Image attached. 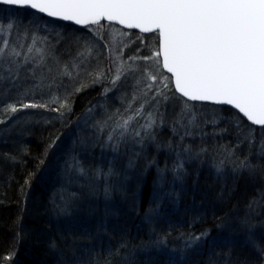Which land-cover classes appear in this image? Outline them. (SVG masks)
Segmentation results:
<instances>
[{
    "label": "snow or ice",
    "instance_id": "obj_1",
    "mask_svg": "<svg viewBox=\"0 0 264 264\" xmlns=\"http://www.w3.org/2000/svg\"><path fill=\"white\" fill-rule=\"evenodd\" d=\"M0 6H8L5 11L17 10L20 19V25L0 23V125L19 120L21 114L32 115L28 110L33 109L57 113L63 121L73 110L70 100L75 94L102 85L105 98L121 93L117 97L120 106L111 111L105 106L103 117L91 123V130L114 160L132 149L126 169L135 168L145 148L154 144L158 150L177 154L171 171L174 180H180L184 174L180 157L193 155L185 140L215 135L207 133L205 126L223 121L235 132L236 143L218 146L223 159L215 165L217 176L247 177L264 185V0H0ZM27 15L33 16L32 23L21 28ZM44 17L70 22L91 35H68L67 30L55 29L41 35L39 21ZM145 34H151L150 41ZM64 41L69 42L66 60L57 55V46ZM23 83L27 86L22 88ZM202 104L219 107L212 108L208 118L207 110L199 107ZM98 107L85 111L86 126ZM163 128L172 133L166 145L157 140ZM59 139L47 145L45 157ZM244 145L246 153H242ZM207 151L201 146L195 155L199 158ZM44 163L41 159L38 169ZM153 165L159 182L155 203L172 193L164 191L167 164L159 168L153 159L145 170ZM66 166L82 177L88 175L75 157ZM121 175L112 162L107 171L94 170L97 186L101 181L104 184L106 200L115 187L113 180ZM25 185H30V179ZM70 199L75 201L76 194ZM258 206H264V186L255 190L248 203L250 211ZM58 207L66 210L68 202ZM155 211L146 214L148 221L155 218ZM242 223L248 224L247 217ZM208 236V230L190 233L179 249H168L167 238L162 237L155 251L164 257L163 264H187L189 253L206 244ZM125 247L121 244L110 250L105 264H113L112 257ZM15 255L9 253L4 260L12 264ZM258 255L264 262V247L258 248Z\"/></svg>",
    "mask_w": 264,
    "mask_h": 264
},
{
    "label": "trees",
    "instance_id": "obj_2",
    "mask_svg": "<svg viewBox=\"0 0 264 264\" xmlns=\"http://www.w3.org/2000/svg\"><path fill=\"white\" fill-rule=\"evenodd\" d=\"M7 7L0 6V10L10 14V18H18L17 10L5 11ZM19 11L27 13L28 10ZM24 20L29 25L33 16L27 15ZM45 20L55 23V30L61 33L67 30L68 35L88 34L87 29L46 17L39 23L44 24ZM151 38V34H145V39ZM68 48L69 42H62L57 46V55L68 59ZM26 86L27 83L22 84V88ZM102 91V85H95L75 94L70 100L73 110L63 121L57 118V113L33 109L28 110L32 115L21 114L19 120L0 125V264H7L4 256L12 252L16 253L12 264H94L95 261L101 264L109 251L121 244L127 247L112 257L113 264H163L164 257L155 251L160 238H167L168 249H179L188 234L203 230L209 232L207 243H201L189 253L187 264H264L258 255V248L264 247V206L251 211L248 208L255 190L264 185L247 177H218L215 170V165L223 159L218 146L236 143L230 126L223 121L215 127L206 125L204 130L215 135L203 140L200 136L185 140V144L192 146L193 155L180 157L185 171L180 180H174L171 171L177 154L167 149L155 157L151 149L145 148L137 166L126 169L128 153L122 152L114 160L109 149L101 148L103 141L93 134L91 123L87 129L77 130L74 125L89 104L102 96ZM13 98L10 95L8 100ZM104 104L109 111L115 109L108 102ZM199 107L207 110L211 118V109L219 106L202 104ZM103 115L104 110L99 119ZM171 116L170 107L169 120ZM226 128L228 131H220ZM74 129L91 151V156L81 162L88 173L83 177L64 165L63 150L73 142L70 133ZM57 136L60 137L57 147L45 157L47 145ZM85 138H88L86 142ZM170 138L167 128L159 131V143L166 145ZM201 146L208 151L197 158L195 153ZM247 150L246 145L242 146V153ZM41 159L45 163L38 169ZM153 159L159 168L167 164L169 186L164 189L176 192L169 201L159 200L158 207L153 202L151 183L157 166L145 170L147 162ZM110 162L122 175L113 180L115 187L106 200L104 184L101 181L97 186L93 172L97 168L107 171ZM253 162L259 163L255 158ZM26 179H30V185H25ZM171 179L174 184H169ZM90 188L94 199L87 192ZM72 194L80 198L66 201ZM62 202H68L66 210L58 207ZM153 209L155 218L148 221L146 214ZM246 217L247 225L242 223ZM249 226H252L250 232Z\"/></svg>",
    "mask_w": 264,
    "mask_h": 264
},
{
    "label": "rangeland",
    "instance_id": "obj_3",
    "mask_svg": "<svg viewBox=\"0 0 264 264\" xmlns=\"http://www.w3.org/2000/svg\"><path fill=\"white\" fill-rule=\"evenodd\" d=\"M11 17V15L10 14H7V13H4L3 11H1L0 10V23H4V24H6L7 22H9V21H12V22H14V23H16L17 25H20V19L19 18H10ZM31 19V18H30ZM42 22H44V24L43 23H41L40 22V25H41V35H43V34H45V32H48V31H50V30H52V29H55V23H54V25H52V24H50L49 22H47L46 20L45 21H42ZM29 23V22H28ZM32 22H30V24H31ZM52 23V22H51ZM29 24V25H30ZM25 26H28L27 25V23H25V20H24V22H23V25H21V28H23V27H25ZM116 27V26H115ZM56 31V30H55ZM56 32H58V31H56ZM91 34L88 32V34H85L84 36H90ZM52 39H53V42H54V37H52ZM147 40V39H146ZM148 41V40H147ZM74 48L75 47H73V50H74ZM75 51H76V48H75ZM75 51H74V53H75ZM132 51H135V48H133V49H131V51L129 52V54H131V52ZM73 53V52H72ZM73 53V54H74ZM144 54H147V52H145ZM122 91H130V88L129 89H122ZM121 95V93L120 92H115V93H112V94H109V96H108V98H105L104 96H98V98L99 99H95L94 101H92L90 104H89V107H92V106H101V107H98L97 109H96V111L93 113V119L95 118V119H99V117H100V115H102V112H103V110H104V106H105V104H104V102H108L109 104H110V106H112L113 108H116V107H119L120 106V100L117 98V97H119ZM104 101V102H103ZM88 107V108H89ZM87 108V109H88ZM86 111V110H85ZM85 111L82 113V115L79 117V118H77L76 119V122H74V125L77 127V130L79 129V128H83V129H87V127H89V123H93V122H91L92 120H90L89 121V123H88V125L86 126L85 125V122H84V113H85ZM168 129V128H167ZM0 130H1V128H0ZM168 132H169V135H170V137L172 136V133H171V131H170V129H168ZM70 136H71V138L73 139V142L71 143V145L70 146H68L67 147V149L65 148L64 150H63V154H64V158H65V163H64V165L66 166L68 163H71V161H72V158L73 157H75L76 159H78L79 161H80V163L81 162H83L84 160V158L86 157V156H88V157H90L91 156V151H90V149L88 148H86V146L85 145H83L84 144V142H83V139H82V135L81 134H79L78 132L76 133L75 132V129L74 130H72V132L70 133ZM158 138V137H157ZM157 140H159V139H157ZM158 143H159V141H158ZM195 143V142H194ZM161 144V143H160ZM146 149H151L150 151H152V154H154L155 155V157H156V154H158V153H161V152H163V150L164 151H166V148H161V149H157V147H156V145H154V144H150V145H148L147 147H146ZM131 148L128 150V154L131 152ZM172 154V153H171ZM174 154H175V152H174ZM146 159H148V158H146ZM181 159V158H180ZM156 160V159H155ZM182 160V159H181ZM82 164V163H81ZM126 165H127V163L126 164H124V166L126 167ZM67 167V166H66ZM154 167H156V166H154ZM149 169H150V167H148ZM185 172V171H184ZM78 174V173H77ZM157 174H158V169H157V167L155 168V170H153V178L151 179V183H152V185H153V187H152V189H153V196H154V194H155V191H156V189L159 187V182H158V179H157ZM171 181H172V183L171 182H169V184H174L175 182L173 181V179H171ZM169 185L168 184H166L165 186H164V188H167ZM164 191L165 192H169V193H172V195L173 194H175L176 192L175 191H171V189H168V191H166V189H164ZM87 192H88V194L90 195L89 197L90 198H93L94 199V197H93V195H94V192L92 191V189L90 188V190L89 189H87ZM172 195H170V196H168V197H166L167 198V201H169V198L172 196ZM71 197V196H70ZM76 197H77V199L76 200H78L79 198H80V196L79 195H76ZM166 198H163V199H166ZM159 200H161V199H159V198H157V200H156V202H155V207H157V205H158V201ZM66 201H71V199L70 198H68V199H66ZM72 202H74V201H72ZM72 202H71V204H72ZM90 204V206H92V203H89ZM101 264H105V262L104 263H101Z\"/></svg>",
    "mask_w": 264,
    "mask_h": 264
},
{
    "label": "water",
    "instance_id": "obj_4",
    "mask_svg": "<svg viewBox=\"0 0 264 264\" xmlns=\"http://www.w3.org/2000/svg\"><path fill=\"white\" fill-rule=\"evenodd\" d=\"M42 15V14H41ZM47 18V17H46ZM50 19H52V18H50ZM53 20H55V19H53ZM56 21H58V20H56ZM60 22H64V21H60ZM64 23H68V24H71L70 22H64ZM71 25H73V24H71ZM76 26V25H75ZM119 26V25H118ZM78 27H80V26H78ZM121 27V26H120ZM133 30H135V29H133ZM135 31H137V30H135ZM227 107H230V106H227Z\"/></svg>",
    "mask_w": 264,
    "mask_h": 264
}]
</instances>
